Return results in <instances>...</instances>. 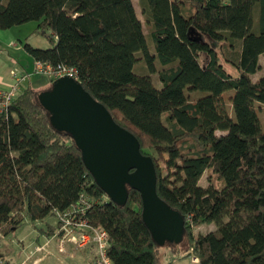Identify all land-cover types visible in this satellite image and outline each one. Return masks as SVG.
I'll use <instances>...</instances> for the list:
<instances>
[{
  "label": "trees",
  "instance_id": "obj_1",
  "mask_svg": "<svg viewBox=\"0 0 264 264\" xmlns=\"http://www.w3.org/2000/svg\"><path fill=\"white\" fill-rule=\"evenodd\" d=\"M137 6L140 20L131 0H0V30L35 21L36 30L49 32L52 47L24 43V50L34 61L74 68L82 88L134 135L152 160L157 196L182 217L181 240L152 238L135 190L126 187L122 204L107 199L72 138L39 103L38 92L49 86L16 91L0 112V234L24 218L55 220L84 197V216L105 231L112 264H161V246L173 259L192 255L198 264H264V130L256 131L246 102L264 105V75L250 77L264 55V0H137ZM230 40L239 41L235 61L222 57L221 45ZM140 61L147 74L132 71ZM194 91L206 94L189 100L186 93ZM228 91L232 116L216 107ZM204 172L221 187L199 185ZM57 223L48 224L47 234ZM209 223L214 229L192 233Z\"/></svg>",
  "mask_w": 264,
  "mask_h": 264
},
{
  "label": "water",
  "instance_id": "obj_2",
  "mask_svg": "<svg viewBox=\"0 0 264 264\" xmlns=\"http://www.w3.org/2000/svg\"><path fill=\"white\" fill-rule=\"evenodd\" d=\"M37 99L52 125L72 138L86 170L107 199L122 204L126 187L135 190L141 219L152 238L158 244L181 240L182 217L157 196L151 158L139 151L134 135L116 124L77 79L57 77L38 92Z\"/></svg>",
  "mask_w": 264,
  "mask_h": 264
},
{
  "label": "rangeland",
  "instance_id": "obj_3",
  "mask_svg": "<svg viewBox=\"0 0 264 264\" xmlns=\"http://www.w3.org/2000/svg\"><path fill=\"white\" fill-rule=\"evenodd\" d=\"M252 17L255 21L256 13H255L254 8L252 11ZM35 28H36L35 21H28L20 25H15V26L8 28L11 30L10 32L13 35L14 44H13V47L0 46L1 51L3 50V55H2L3 61L4 63H6L0 66V69L4 67L3 68L4 70L2 69L3 72L7 70L6 66H8L9 64L11 68L14 69L13 71L15 72L20 71L21 74H23L22 76L28 77L31 82L33 78L36 79L37 77H40V73H34L33 62L31 65L30 58H28L30 55L28 54L29 55L28 56L27 53H25V51L23 50V44L28 43L32 47H37V48H50L53 46V41H51L50 34L47 30L42 33L39 30H36ZM149 30H150V26L145 25L143 23L142 31L146 37L148 48L150 51H153L152 42L149 37ZM18 40L21 41L20 44ZM229 44L231 45L229 46ZM17 45H21L20 50L18 51L13 50L14 46H17ZM221 49L224 51V54L222 55V57H226L229 60L235 61L238 56L239 41L238 40L225 41L222 43ZM201 57H202L201 55L198 56V61L200 63H202ZM258 64H259V67L257 71L254 74L250 75L252 80H256L259 77L264 75V55H259ZM223 68L226 71H228L232 75V77L237 76V72L235 68L229 65L228 63L223 62ZM132 71L136 74H142V75L148 73L147 67L142 61L133 65ZM151 78H152L154 85L156 87H159L160 84L157 81L156 74H152ZM24 83L26 84L27 82L24 81ZM230 93L231 91H228V92L223 93L220 97H217L216 107H217V110L221 112L222 114L224 115L227 114L229 116H232L231 105L229 104L227 100V97L229 96ZM204 94L206 93L202 91H194V92L186 93L187 98L189 100L196 99L200 95H204ZM247 99L248 100H246V102H247L249 111L253 115L255 129L257 132H261L264 130V105L254 101L251 98H247ZM216 134H218V132H216ZM198 183L199 185H202V186L211 184L214 187H221L222 185V183L221 182L219 183V181L216 180L215 176L213 174H209V172H204L202 176L200 177V179L198 180ZM55 222L56 221L54 220V218L49 217V216L39 219V220H34V221H30L28 218H24L21 224L18 227L14 228L12 231H10V233H8L6 236H3L2 234H0V264H4L5 260L6 261L8 260L10 263L20 262V258L29 255V253L31 252L32 248L30 244V236L32 233V228L34 226L36 227V225L37 227H41L43 225L45 226L46 224L52 225V224H55ZM213 226H214L213 223L201 224L197 227H194L192 229V233L193 234L205 233V232H208L209 229L213 228ZM51 237L53 239L50 238L47 241L46 246L39 245V247H41L37 252L39 253V255H35V258L39 259V257L43 258L47 255L45 258L46 260L48 259V257H51L53 258L52 263L57 264L59 262L54 261L56 259L55 256H58L60 254L54 248L53 234H51ZM69 245L75 247L74 243H69ZM6 247H9L10 251H8ZM88 250L90 251V253H93V251L90 248H88ZM160 251H161V257L164 254L163 257L160 258V262H162V264H169L171 259L169 257L167 258V256H169L170 254L168 252V249L165 248L164 246H161ZM43 252H45V254L42 255ZM60 259H61L60 261L63 264H91L90 262L87 261L85 251L79 250V249L73 251V253L69 252L67 254H63L62 256H60ZM178 260H181V259H178Z\"/></svg>",
  "mask_w": 264,
  "mask_h": 264
},
{
  "label": "built area",
  "instance_id": "obj_4",
  "mask_svg": "<svg viewBox=\"0 0 264 264\" xmlns=\"http://www.w3.org/2000/svg\"><path fill=\"white\" fill-rule=\"evenodd\" d=\"M34 73H40L49 78H57L62 75H68L75 78V69L62 65L51 66L40 61H33ZM23 75V74H22ZM18 75L11 70L10 76L13 84L8 88H0V112L10 102L18 87V83L24 76ZM76 79V78H75ZM89 206V201L80 197L62 212H56L55 220L57 228L53 236L57 248L62 251L65 244L74 243L76 248H90L93 253L90 254L91 264H112L105 253L106 233L103 229H98L90 225L84 216L85 210ZM192 260H195L192 255Z\"/></svg>",
  "mask_w": 264,
  "mask_h": 264
},
{
  "label": "crops",
  "instance_id": "obj_5",
  "mask_svg": "<svg viewBox=\"0 0 264 264\" xmlns=\"http://www.w3.org/2000/svg\"><path fill=\"white\" fill-rule=\"evenodd\" d=\"M131 1H132V4H133V8L135 10L136 16L140 20V15H138L139 14V7L137 6V0H135V1L131 0ZM10 31H11L10 29L0 30V46H2V47L3 46L13 47V44H14L13 43V35L11 34ZM18 42L20 44L21 41L18 40ZM20 46L21 45L14 46L13 50H15V51L20 50ZM23 50H24V48H23ZM25 53H27V52L25 51ZM2 55H3V50L1 51V49H0V66L3 65V64H6L3 61V56ZM27 55H28V53H27ZM28 58H30L31 65H32V62L34 61L33 58L31 56H29ZM6 67H7V70L4 71V72H3V70H4L3 68L4 67L2 68L3 70L0 69V88H3V89L4 88H8L9 86H11L13 84V79L10 76V70H14V69H12L9 64ZM17 74L18 75H22L20 71H17ZM24 81H26L27 83L25 84ZM49 83H50L49 78L45 77V76H41V75H40V77H37L36 79L33 78L32 82L30 81V79L28 77H24L18 83V87H17L16 91L21 90V89H23L26 86H30L34 90H42V89L47 88L49 86ZM209 224H211V223H209ZM52 225H54V224H52ZM47 227H48V224H46L45 226L43 225L41 227H37V225H36V227L34 226L32 228V233H31V236H30V244H31V248H32L31 252L29 253V255L20 258V262H13L12 264H53L52 263L53 258L48 257L47 260L45 259L47 255L45 257H43V258H41V257H39V259L35 258V255H39V253H37L38 250L41 248V247H39V245L46 246L47 241L50 238L53 239L51 237V234H47L49 232ZM214 227L215 226H213V228L209 229V231L214 229ZM45 230H47L48 232L45 231ZM53 242H54V240H53ZM1 245H2V243H1ZM6 248L8 249V251H10L9 247H6ZM54 248L60 254L58 256H55L56 259L54 261L55 262L58 261L60 264H63L60 261L61 260L60 256H62L63 254H67L69 252L73 253V251H75L77 249L84 250L85 253H86L87 261L90 262V260H91V257H90L91 253H90V251L87 248L86 249H84V248L81 249V248L73 247V246H71L69 244H65L63 250L60 251L57 248L55 242H54ZM43 254H45V252H43L42 255ZM163 255H162V257H163ZM162 257L160 255V258H162ZM168 257L171 259L169 264H198L197 263V259L192 260V257L190 255H188L187 257H185V258H183L181 260H178L176 258L173 259L172 255H170V254H169V256H167V258ZM8 263H10V262L8 261ZM59 263H57V264H59ZM161 264H162V262H161Z\"/></svg>",
  "mask_w": 264,
  "mask_h": 264
}]
</instances>
